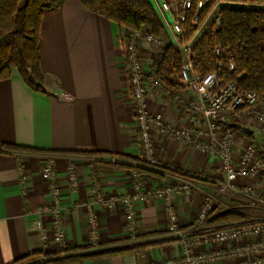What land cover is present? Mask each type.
I'll list each match as a JSON object with an SVG mask.
<instances>
[{
	"label": "crops",
	"instance_id": "crops-1",
	"mask_svg": "<svg viewBox=\"0 0 264 264\" xmlns=\"http://www.w3.org/2000/svg\"><path fill=\"white\" fill-rule=\"evenodd\" d=\"M125 32L123 26L83 8L79 0H66L47 11L40 25L39 57L47 92H35L27 87L15 68H10L8 78L0 80V141L45 151L0 150V264H10L19 258L22 259L14 264L27 260L37 263L42 258L41 253L59 249L51 239L42 241L37 231L40 220L37 208L49 202L39 174L41 154L51 153L57 157L64 249L91 246L88 245L84 203L90 198L93 173L106 196L131 191L129 168L104 163L90 165L96 160L92 155L114 156L123 165L138 155L139 143L123 71L122 36ZM177 92L182 97L191 95L185 88ZM63 93L71 98H60ZM147 95L152 113L176 126H188L182 110L166 94L148 87ZM232 128L236 150L249 141L264 142V131L256 126L251 128L256 137L253 133L246 135L240 127ZM154 141L160 166L150 167L158 176L150 177L146 186L164 188L190 183L188 191L170 194L181 223H192L205 193L221 199V206L238 203L233 193L219 194L212 183L186 175L200 172L215 177L218 163L214 157L193 150L175 138L154 134ZM67 156L75 162L78 187L74 193L69 192L66 180ZM262 158L264 160V153ZM20 163L23 180L18 170ZM170 167L183 174L170 172ZM249 182L264 190V169ZM96 209L100 242L109 240L112 244H94L89 251L148 241L156 244L140 252L100 255L64 264H149L182 254L180 244L168 239L162 199L136 204L137 223L132 234L126 227L124 206L120 202ZM201 248L204 247L197 246L195 250Z\"/></svg>",
	"mask_w": 264,
	"mask_h": 264
},
{
	"label": "built area",
	"instance_id": "built-area-1",
	"mask_svg": "<svg viewBox=\"0 0 264 264\" xmlns=\"http://www.w3.org/2000/svg\"><path fill=\"white\" fill-rule=\"evenodd\" d=\"M149 1L169 33L170 45L179 52L180 66L173 78L191 95L182 97L173 92V95L171 94L172 103L182 110L188 123L187 127L176 126L149 110L148 87L171 93L155 75L154 63L161 60L162 48L159 47L156 53L150 54L153 46H161V40L145 29L136 31L126 29L122 36L123 71L139 143L137 157L150 167H158L160 164L155 155L154 134L178 139L187 147L206 153L217 160L216 178L200 172L187 173V176L212 183L219 194L233 193L238 198V203L226 206L224 210L239 211L242 206L264 209V190L248 183L249 179L258 176L263 167L264 142L258 143L257 146L243 145L236 150L233 147L234 128L231 127L233 121L244 113L247 120H251L257 128L264 131V96L259 97L253 91H245L239 88L234 80L224 77L222 73L224 64L221 58L223 51L220 46L212 49L215 59L213 70L201 74L193 66V46L205 32H212L219 25L221 7L236 5L264 7V4L239 3L233 0L194 2L179 0L174 10L175 14L171 16L174 0ZM192 8L193 13L189 19L192 32L187 37L184 24L186 15ZM146 57L149 61L145 60ZM225 69L234 71L233 62L229 61ZM60 98L66 100L71 96L63 93ZM40 160L39 174L47 190L49 202L37 208V215L40 218L37 231L42 241L51 239L60 244L65 239V229L62 191L56 175L57 157L51 153H44L40 155ZM65 161L69 192L74 193L78 187L75 162L68 156ZM18 170L23 180L24 170L21 163ZM91 187V197L84 203V207L88 240L94 244L100 242L97 206L105 207L120 202L124 206L126 227L132 234L137 223L136 204L162 199L166 231L179 242L183 254L179 257L151 261L149 264H264V218L250 220L237 226L207 229L205 228L207 215L215 207L216 200L213 195L205 193L201 197L192 223L188 225L181 223L170 194L188 191L191 188L189 182L172 187L144 188L141 174L132 168L130 193L106 196L101 193L100 183L96 179L91 182ZM200 228L203 229L199 231ZM192 246H201L205 249L191 252Z\"/></svg>",
	"mask_w": 264,
	"mask_h": 264
},
{
	"label": "trees",
	"instance_id": "trees-1",
	"mask_svg": "<svg viewBox=\"0 0 264 264\" xmlns=\"http://www.w3.org/2000/svg\"><path fill=\"white\" fill-rule=\"evenodd\" d=\"M65 1L0 0V80L8 78L10 68H15L27 87L35 92H47L39 57L40 25L47 11ZM177 1L179 2V0ZM233 1L264 4V0ZM79 2L86 10L129 30L145 29L155 37L162 34L163 25L149 0H79ZM192 13L193 8L187 13L184 24L187 37L192 32V28L189 26ZM219 19V25L212 32H205L194 44V69L201 74L213 70L215 59L213 58L212 49L215 46H220L223 51L221 58L224 64L222 68L224 77L234 80L237 86L245 91H253L259 97L264 96V7L224 6L219 10ZM161 53V60L154 63L155 75L172 94L173 91L181 87L173 78L180 66L179 52L173 46L166 45L162 48ZM229 61L234 64V71L225 69ZM0 150L6 152H45L1 141ZM69 153L80 154L77 152ZM82 154L90 155L93 153ZM131 160H134V158H131ZM112 164L118 167H135L138 171L144 173L147 178L158 176L156 172L148 167L126 166L117 162ZM168 170L183 174L175 168ZM213 211L214 209L208 212L205 222V228L207 229L237 226L251 220L246 214L235 210H224L218 213ZM110 244L112 242L109 240L99 242L100 246ZM153 244L156 243L148 241L135 246L96 251H89L91 246L57 249L54 252L41 253V260L35 264L82 262L100 255L140 252ZM21 259L19 258L10 264H14Z\"/></svg>",
	"mask_w": 264,
	"mask_h": 264
},
{
	"label": "rangeland",
	"instance_id": "rangeland-1",
	"mask_svg": "<svg viewBox=\"0 0 264 264\" xmlns=\"http://www.w3.org/2000/svg\"><path fill=\"white\" fill-rule=\"evenodd\" d=\"M174 4H172V6H173V10H172V12H171V16H174V14H175V7L176 6H178V1L177 0H174V2H173ZM156 13V12H155ZM157 15V14H156ZM127 29V28H126ZM129 30V29H128ZM156 38H158L159 40H161V43H160V45L161 46H157L156 47V45L155 46H153V48L151 49V52H150V54H154V53H156L157 52V48L159 49V47H161V48H164L166 45H170V36H169V33H168V31H167V29L165 28V27H163V31H162V34H161V36H159V37H156ZM156 47V48H155ZM152 58H154V57H152ZM148 59V61H149V58L148 57H146L145 58V60H147ZM181 88H184V87H180V89ZM179 90V89H178ZM162 93H164V94H166L167 95V97L169 98V99H171L172 100V95L170 94V93H167V92H163V91H161ZM171 92V91H170ZM173 93H175V94H178V92H177V90H175V91H173ZM244 113H241V115L235 120V121H233L234 122V124H235V126L236 127H240V126H247V127H250V128H253V127H255L254 126V124L251 122V120H247L246 119V114H245V116L243 115ZM253 136H255L256 137V132L255 133H253ZM255 142H257V141H255ZM255 142H251V141H249V142H247L246 144H244V145H252V146H257V144L258 143H255ZM243 146V145H242ZM91 157H94L96 160L95 161H92V163H90V165L92 164H94L95 162H98V163H101V162H103L104 164H106V165H113L112 163H119V160L118 159H116V157H114V156H101V155H92ZM111 159H114V161L113 160H111ZM136 159V160H135ZM96 164V163H95ZM119 164H122V163H119ZM124 164H126V163H124ZM263 164H264V160H263ZM138 166V167H148V168H150V166H148L144 161H141L138 157H135L134 158V160H131V162L128 164H126V166ZM91 169H92V166L90 167ZM136 169L135 167H130L129 168V179H130V172H131V169ZM151 168H153V167H151ZM263 169H264V167H262V169L259 171V173H258V175H260L261 174V172H263ZM137 170V169H136ZM138 171V170H137ZM140 174H141V182H142V185H143V187L144 188H153V187H150V186H146V182H147V180L150 178H147L146 177V175L144 174V173H142V172H140V171H138ZM93 177H95V179L96 180H98L97 179V177H96V174H95V176H94V173L92 174V176H91V182L93 181V180H95V179H93ZM263 179V178H262ZM100 183V182H99ZM248 183H250L249 181H248ZM157 187V186H156ZM259 188V187H258ZM262 189V188H261ZM100 190H101V193H103L102 192V189H101V185H100ZM47 191V190H46ZM90 197H91V192H92V187L90 186ZM130 193V192H129ZM48 194V193H47ZM125 194H127V193H125ZM217 198V197H216ZM216 200V199H215ZM221 199H217L216 200V203H215V207L213 208L214 209V211L213 212H215V213H218V212H221V211H224V209L226 208V206H221V201H220ZM229 204V203H228ZM175 205V204H174ZM98 207V206H97ZM175 207V206H174ZM176 209V208H175ZM97 210V209H96ZM239 210V212H241V213H244V214H246L251 220H259V219H261V218H264V209H250V208H248V207H241L240 209H238ZM203 228H200L199 229V231H201ZM166 233H167V231H166ZM168 234V233H167ZM168 239H170V241H172V242H177L176 240H175V238L174 237H171V236H169L168 235ZM142 243H145V242H142ZM178 244H179V242H177ZM58 245V247H59V249H64V246H65V243H64V241L62 242V243H60V244H57ZM88 245H91V246H93L94 245V243H92V242H90L89 240H88ZM127 246H135V245H133V244H131V245H127ZM181 246V245H180ZM120 247H124V246H120ZM197 246H192L191 248H190V251L191 252H200V251H202V250H204L205 248H201L200 250H195V248H196ZM182 254H183V249H182ZM181 254V255H182ZM176 257H179V256H176ZM35 263H36V261H35ZM34 263V261L33 260H27V261H24V262H21V263H19V264H35Z\"/></svg>",
	"mask_w": 264,
	"mask_h": 264
},
{
	"label": "water",
	"instance_id": "water-1",
	"mask_svg": "<svg viewBox=\"0 0 264 264\" xmlns=\"http://www.w3.org/2000/svg\"><path fill=\"white\" fill-rule=\"evenodd\" d=\"M231 127H235V124H231ZM240 130L248 136L253 133V130L247 126H240Z\"/></svg>",
	"mask_w": 264,
	"mask_h": 264
}]
</instances>
